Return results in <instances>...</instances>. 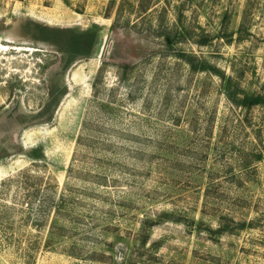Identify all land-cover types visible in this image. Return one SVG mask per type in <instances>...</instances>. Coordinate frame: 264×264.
Instances as JSON below:
<instances>
[{
	"label": "rangeland",
	"instance_id": "1",
	"mask_svg": "<svg viewBox=\"0 0 264 264\" xmlns=\"http://www.w3.org/2000/svg\"><path fill=\"white\" fill-rule=\"evenodd\" d=\"M227 90L264 97V0H0V188L65 198L37 229L8 193L0 264H264V106Z\"/></svg>",
	"mask_w": 264,
	"mask_h": 264
},
{
	"label": "trees",
	"instance_id": "2",
	"mask_svg": "<svg viewBox=\"0 0 264 264\" xmlns=\"http://www.w3.org/2000/svg\"><path fill=\"white\" fill-rule=\"evenodd\" d=\"M227 98L233 105L239 108L252 109L264 106V97L260 96H245L244 99L239 100L237 97L232 96L230 91L227 90ZM52 183V181L43 177L36 178L28 174H22L10 178L2 184L0 188V209H4L5 212L0 211V232L3 235L5 242H15V232L18 231L20 227L31 224L32 222V226L37 229H42L49 223L53 214L54 216H56V212L59 214L64 207L65 198L64 196H57L58 186ZM13 188L21 193L19 202L22 206L21 213L24 216L18 221L20 227L17 223L16 230V223L12 221L9 214L10 209L3 201ZM18 197L19 195H17L15 199L17 200ZM222 226L223 224H221L223 230L229 228L228 225ZM237 230H240V228Z\"/></svg>",
	"mask_w": 264,
	"mask_h": 264
},
{
	"label": "water",
	"instance_id": "3",
	"mask_svg": "<svg viewBox=\"0 0 264 264\" xmlns=\"http://www.w3.org/2000/svg\"><path fill=\"white\" fill-rule=\"evenodd\" d=\"M102 50H103V41H101L100 44H99V46L97 47L96 55L97 56H101Z\"/></svg>",
	"mask_w": 264,
	"mask_h": 264
}]
</instances>
